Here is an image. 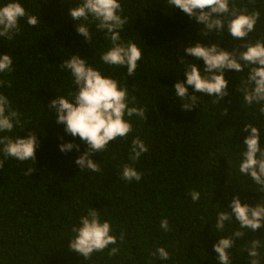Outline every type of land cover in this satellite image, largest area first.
I'll return each mask as SVG.
<instances>
[{
  "label": "trees",
  "instance_id": "trees-1",
  "mask_svg": "<svg viewBox=\"0 0 264 264\" xmlns=\"http://www.w3.org/2000/svg\"><path fill=\"white\" fill-rule=\"evenodd\" d=\"M7 2L0 0V6ZM20 2L41 19L32 27L21 18V31L13 40L0 37V54H10L14 68L0 73V80L10 82L9 87L0 86V94L22 113L24 126L0 135L23 137L32 132L39 146L35 162L8 158L0 168V264H218L213 244L219 236L231 235L239 224L226 221L225 231L218 232L216 213L231 211L229 203L236 195L241 203L264 202V190L238 171L239 153L248 135L243 131L246 122L260 129L259 143L264 147V115L258 105L245 104L237 90L247 69L225 72L229 95L221 101L195 93L200 100L196 108L183 110L174 85L186 77L176 55L191 61L183 45L201 37L200 25L181 10L162 0H121L128 18L121 36L142 49L136 74L129 77L126 68H109L100 61V53L109 46L103 33L93 26L91 44L77 33L78 21L69 14L74 0ZM236 3L247 4V0ZM255 7L261 17L249 34L253 42L264 39V0H256ZM202 39L229 50L242 43L226 32ZM70 54L89 58L104 75L127 84L129 100L135 97V106L146 111V121L131 118L134 130L127 139L110 141L107 151L92 154L102 169L99 173L80 172L75 160L86 151L85 142L66 133L65 126L56 122L55 110L47 107L57 92L78 91L70 74L59 68L62 58ZM197 63L201 69L205 66L202 59ZM137 135L149 146L133 165L143 176L139 182H125L120 178L121 165L132 163L129 148ZM66 142L79 145V151L62 152L59 146ZM29 168L34 169L31 176L25 175ZM191 190L200 192L198 202L192 200ZM91 207L110 221L117 244L84 259L69 249V240L73 226ZM163 219L171 231L160 227ZM243 231L246 235L233 237L235 245L228 250L232 264H248L245 246L250 240L262 239L264 244V229ZM158 246L169 252L167 261L150 255ZM112 247L120 248L115 256L108 255Z\"/></svg>",
  "mask_w": 264,
  "mask_h": 264
},
{
  "label": "clouds",
  "instance_id": "clouds-1",
  "mask_svg": "<svg viewBox=\"0 0 264 264\" xmlns=\"http://www.w3.org/2000/svg\"><path fill=\"white\" fill-rule=\"evenodd\" d=\"M173 10L179 9L194 20L200 28L198 34L201 39L190 41L183 45V52L192 57L189 61L183 56H177L179 64L183 66L182 75L186 80L174 85L175 96L179 97L180 107L191 111L196 108L199 98L195 93H203L209 97H216L221 101L229 95L228 80L225 72L233 70L237 74L247 69L246 77L240 79L238 91L242 93L241 99L249 106L258 105L260 114L264 115V39H249V34L256 30L261 12L255 7L256 0H247V4H238L236 0H162ZM75 7L69 9L70 16L78 21L76 31L85 37V42L91 44L95 30L104 34L108 43L99 56L103 65L109 68H126L129 77L135 76L142 60V49L132 40H124L121 32L128 23L127 16L123 15L124 9L121 0H74ZM249 5H252L251 11ZM25 18L29 26L35 27L40 22V17L26 11L20 0H8L0 6V37L11 41L20 31V19ZM202 26V27H201ZM227 33L232 40L241 41L229 50L222 48L217 43H205L202 37L210 33ZM179 51V50H178ZM204 61L201 69L197 61ZM59 68L69 73L71 85L75 84L78 91H71L67 95L57 92L55 99L48 104V108L57 113L56 122L65 126V132L73 137H79L85 142L87 149L76 160L80 172L87 169L94 173L102 171L99 163L91 158L94 153L108 150L110 141L127 139L133 132L131 118L135 115L138 119L146 121V111L143 107L135 106V97L129 100L127 84L111 76L104 75L99 67L93 66L89 58H81L79 54H70V58L63 59ZM14 71L13 58L10 54H0V73ZM187 86H191L190 93ZM0 86L9 87L10 82L0 80ZM133 106H129V103ZM22 113L13 110L8 96L0 94V133H11L14 127L24 129ZM125 117H128L126 119ZM243 131L248 132L243 142V149L239 153L238 171L249 178L255 185L264 190V147L259 143L260 129L246 122ZM39 141L35 133L29 132L27 136L0 135V153L4 159L0 160V168L8 158L17 161L36 160V148ZM62 152L79 145L72 142L60 144ZM149 151V146L137 135L131 140L129 160L132 162L121 165L120 178L125 182L142 179L143 173L133 165L140 157ZM34 172L29 168L25 175ZM194 202L200 200V192L191 190ZM229 207L231 211L222 209L216 213L215 229L225 231V222H238L239 228L229 236H219L213 244L214 251L218 254V264H232L229 249L233 248V237H244L251 230L264 229V202L260 199L254 204L241 203L239 195L234 196ZM234 217V218H233ZM160 227L165 232L171 231L168 220L163 219ZM74 234L69 240V249L77 252L84 259L92 257L93 253L103 252L109 245L117 244V237L112 232L110 221L102 219L96 208H89L86 214L79 217V225L73 226ZM123 240V233L120 234ZM262 239H252L246 244L248 264H262L264 256L261 248ZM119 247L110 248L108 255L115 256ZM164 262L170 258L169 252L163 246H158L150 254Z\"/></svg>",
  "mask_w": 264,
  "mask_h": 264
}]
</instances>
